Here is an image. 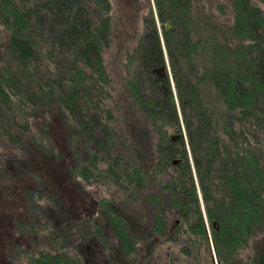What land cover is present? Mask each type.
Instances as JSON below:
<instances>
[{"label": "trees", "instance_id": "obj_1", "mask_svg": "<svg viewBox=\"0 0 264 264\" xmlns=\"http://www.w3.org/2000/svg\"><path fill=\"white\" fill-rule=\"evenodd\" d=\"M155 3L168 61L152 13L119 78L111 0H0V188L33 178L3 264H84L91 237L138 264L172 216L205 230L200 192L264 264V0Z\"/></svg>", "mask_w": 264, "mask_h": 264}, {"label": "flooded vegetation", "instance_id": "obj_2", "mask_svg": "<svg viewBox=\"0 0 264 264\" xmlns=\"http://www.w3.org/2000/svg\"><path fill=\"white\" fill-rule=\"evenodd\" d=\"M200 195L205 230L195 220L184 223L180 215L172 216L165 228L166 235L161 237V234V236L154 237L151 242L152 247L144 255H141L138 264H257V233L250 232L249 234V231H245L238 236L240 239L237 243H231L233 240L231 239L228 242L229 245L223 243L220 245L222 226L217 220L209 219L201 192ZM91 211V206H83L80 209V212L84 213ZM82 217L92 219L91 214L79 216V218ZM106 235L110 237L111 233L106 232ZM225 236L231 237L223 232L222 237ZM113 239L109 242H112ZM80 244L84 264H90L85 258L86 255L95 260L94 264H98L103 257V251L99 249L96 238L91 237L89 241L81 240ZM219 248L222 251V256L219 254ZM112 258L113 254L108 259L111 261Z\"/></svg>", "mask_w": 264, "mask_h": 264}, {"label": "rangeland", "instance_id": "obj_3", "mask_svg": "<svg viewBox=\"0 0 264 264\" xmlns=\"http://www.w3.org/2000/svg\"><path fill=\"white\" fill-rule=\"evenodd\" d=\"M114 9L113 17L115 22V32L117 27L118 38H115V48H111L108 51V63L109 67L115 77H119L122 72V63L119 58L124 53V46L134 45L137 40V35L144 31L145 19L150 17L153 13L154 19L160 31L161 41L163 43V48L165 51V56L168 61V55L166 51L165 42L163 39L162 25L157 16V8L155 0H111ZM231 14V11L229 15ZM3 43L0 42V59L3 56ZM167 69L171 76V67L168 63ZM172 78V76H171ZM173 85L174 80L172 79ZM175 88V85H174ZM178 108L182 116L181 105L178 97H176ZM185 131V130H184ZM59 144L62 145L63 142L59 141ZM31 168H37V166H30ZM30 173L29 169L26 170L23 175H26L22 183H18V186H15L12 182H5L4 187L0 188V264H3L4 259L6 258L8 251V242L7 237L11 235L10 227V217H21L26 215L29 212L25 199V187H32L33 178L28 175ZM28 175V176H27ZM98 196L94 194L92 197ZM94 197V201H95ZM35 212L32 210L31 215ZM8 222V223H7ZM259 238L256 239V244Z\"/></svg>", "mask_w": 264, "mask_h": 264}, {"label": "water", "instance_id": "obj_4", "mask_svg": "<svg viewBox=\"0 0 264 264\" xmlns=\"http://www.w3.org/2000/svg\"><path fill=\"white\" fill-rule=\"evenodd\" d=\"M167 26H168L169 29H171L173 27L171 22H168ZM184 101H185V104H186V102H187L186 98H184ZM182 136H184L186 138V131H184L183 133H178L176 135H173L172 140L173 141H178V140H180L182 138ZM174 162L177 164V163L180 162V160L176 159Z\"/></svg>", "mask_w": 264, "mask_h": 264}]
</instances>
